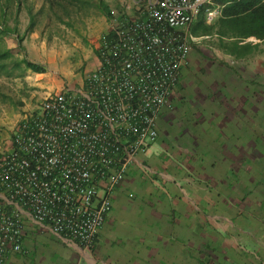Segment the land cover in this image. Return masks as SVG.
I'll list each match as a JSON object with an SVG mask.
<instances>
[{
    "label": "built area",
    "instance_id": "1",
    "mask_svg": "<svg viewBox=\"0 0 264 264\" xmlns=\"http://www.w3.org/2000/svg\"><path fill=\"white\" fill-rule=\"evenodd\" d=\"M216 0H147L135 19L113 16L98 64L82 86L48 92L0 156V264L21 253L25 215L85 248L111 211L112 193L158 137L203 16Z\"/></svg>",
    "mask_w": 264,
    "mask_h": 264
},
{
    "label": "crops",
    "instance_id": "2",
    "mask_svg": "<svg viewBox=\"0 0 264 264\" xmlns=\"http://www.w3.org/2000/svg\"><path fill=\"white\" fill-rule=\"evenodd\" d=\"M37 2L40 5L43 3L42 0ZM146 2L147 0H68L73 9L87 11L86 14L79 12L86 24L91 26L93 22V26H101L92 34V41H96V56L91 65L93 68L98 64V47L102 37L110 29L112 17L135 19ZM45 4L48 5L46 2ZM53 4L63 7V2L53 1ZM221 5L222 8L225 6ZM52 8L49 7L48 10ZM222 8L215 21L225 19ZM63 10L68 13L66 8ZM104 10L109 14L103 13ZM90 11L95 13L90 14ZM75 12L76 10L73 15ZM76 15L77 13L74 16ZM53 17L57 20L61 18L58 14ZM15 27L13 23L12 32L9 33V36L16 37L15 40L5 44L4 36L0 39V45L8 54L9 62L5 73H15L14 60L18 57L19 73L24 75L22 80L25 84L29 82L26 90H20L23 101L22 97L18 101L23 105L38 93L45 96L49 90L58 88L59 85L52 86L49 76L44 80L46 71L33 76L23 62L26 58L36 63L26 57L38 43L34 40L38 37L35 33L36 26L31 25L28 19L19 24V33H15ZM222 39L226 40L225 37ZM44 43L40 42L39 46H44ZM244 44L250 49L247 54L231 55L238 62L246 63L247 70L244 68V71L262 79L253 78L251 82L264 88V39L250 36L239 40L235 47ZM221 48L224 49L223 44ZM48 64H52V59ZM176 91L177 89L173 95ZM171 98L157 120L156 141L159 148L153 150L151 147L146 154L137 155L129 165L125 177L112 193L111 211L91 247L85 248L72 242L54 232L48 225L25 215L23 251L11 254L4 264H260L254 257L255 243L259 240L256 224L250 219L253 217L251 205L256 204L250 200L253 192L255 194L251 186H254L256 179L250 161L237 164L235 160L236 156L244 152L243 148L240 151L234 149L238 134H194L195 144L190 136L183 140V144L175 143L180 136H162L158 127L160 121L170 120L175 109ZM255 99L253 96L247 100L248 107L253 109L252 113L245 112L247 116H255L256 109L264 108V99ZM249 138L257 139L255 134ZM250 140L247 143L249 146ZM11 148L10 144L9 149ZM235 165L239 168L238 184L233 183L235 179L225 183V174L231 173ZM241 184L244 185V193H239ZM223 194L229 197L225 199ZM240 194H243L242 201L238 197ZM239 204L243 207L240 208ZM242 240L247 245L251 243V246L241 247L238 242Z\"/></svg>",
    "mask_w": 264,
    "mask_h": 264
},
{
    "label": "rangeland",
    "instance_id": "3",
    "mask_svg": "<svg viewBox=\"0 0 264 264\" xmlns=\"http://www.w3.org/2000/svg\"><path fill=\"white\" fill-rule=\"evenodd\" d=\"M54 1L63 2L64 7L55 4L49 11V6L45 4V1L40 5L37 0H0L4 8L0 24L11 28L15 23V33L20 32L19 24L29 19L27 11L31 9L32 21L36 26L35 33L38 36L34 40L38 43L35 50L32 49L33 51L26 54V57L44 68L46 71L44 80L49 76L52 86L59 85L58 88L54 87L49 90L50 93L63 88L77 89L84 84L86 77L93 69L92 60L96 56L94 48L96 41H92V34H95L101 27L93 26V22L92 27L86 24V20L80 17L79 12L81 11L73 9L68 0ZM96 6L103 8V6ZM64 8L68 13L63 10ZM74 10H76L74 13V15L77 13L76 16L73 15ZM81 13L86 14L87 11ZM93 13L95 11H90V14ZM57 14L61 17L58 20L53 17ZM211 24L208 34L199 36L201 38L193 44L189 62L183 68L179 86L171 98L172 101L174 100L175 109L170 120L164 119L159 122V134L180 136L179 141L174 142L181 144L189 136L195 144L196 140L192 136L194 134H238L235 137L234 149L240 151L239 149L243 148L244 152L236 156L235 160L237 164L250 161L251 170L256 179H254V186H251L255 194L253 192L250 200L256 204L251 205L250 212L253 217L250 219L256 224L259 239L255 243L254 257L256 262L264 264V108L256 109L255 116L252 114L247 116L245 113L253 112V109L248 107L247 100L250 97L254 96L255 100L263 101L264 88H259V84L251 82L253 78L262 79L245 72L246 63L238 62L221 48L222 42L218 34L221 22L214 20ZM195 26L196 20L189 28L190 33H193ZM5 37H2L5 44L13 42L16 38L9 34ZM42 41L45 42L44 46H39ZM11 58L14 57L11 56ZM50 59H52V64H48ZM1 62L3 64L0 65V156L10 151L9 147L18 123L27 115L36 112L44 98V95L38 93L33 99L26 100L27 104H19L18 98L22 97L23 101V94L20 90L27 88L29 82L25 84L22 80L24 75L19 73L21 70H19L18 57L14 60L15 73L12 75L5 73L8 59L0 60ZM30 72L33 76L37 74L32 69ZM255 86L258 87L255 88ZM252 134H255L257 139L251 138L250 140L249 137ZM248 140H250V146L247 144ZM151 147L155 150L159 148V144L155 141ZM238 171V166L232 167L231 173L225 174L227 177L224 182L230 183L235 179L233 183L237 185V179L240 176ZM243 188L244 185L241 184L239 193H244ZM223 195L225 199L229 197L226 194ZM242 195H238L241 201L243 200ZM239 205L240 208L243 207L242 204ZM244 241L246 242L245 239ZM244 241L238 242L241 247L251 246V243L247 245Z\"/></svg>",
    "mask_w": 264,
    "mask_h": 264
},
{
    "label": "trees",
    "instance_id": "4",
    "mask_svg": "<svg viewBox=\"0 0 264 264\" xmlns=\"http://www.w3.org/2000/svg\"><path fill=\"white\" fill-rule=\"evenodd\" d=\"M48 3V6L52 8L54 6V0H42ZM230 1V2H229ZM219 4L225 5L222 8V16L225 19L220 20V29L219 35L220 40L224 46V49L229 54H237V56H242L247 54L250 50L247 44L242 46H236L239 40L246 39L250 36H254L258 39H264V0H216ZM64 7V6H63ZM28 18L30 20V24H33V16L31 9H28ZM103 13L106 15L109 14L108 11L104 10ZM4 15V8L0 3V18ZM232 17H235L234 19ZM212 24H207L204 21L202 15L198 17L196 20V26L193 29V34L196 36L207 35L208 31ZM12 32V29L8 26H2L0 24V39L5 35H8ZM223 37L226 38L225 41H222ZM18 40L21 41V38L18 37ZM227 41V42H226ZM224 42V43H223ZM0 45V60H4L7 58L8 54L5 53L1 49ZM23 62L26 67L32 69L37 73H44V68L36 63H32L24 58ZM3 62L0 63V65Z\"/></svg>",
    "mask_w": 264,
    "mask_h": 264
}]
</instances>
